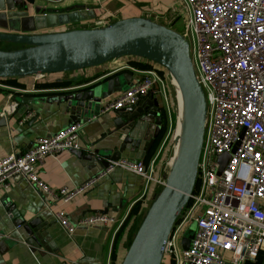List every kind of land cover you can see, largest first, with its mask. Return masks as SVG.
<instances>
[{
	"label": "built area",
	"instance_id": "2783aa9c",
	"mask_svg": "<svg viewBox=\"0 0 264 264\" xmlns=\"http://www.w3.org/2000/svg\"><path fill=\"white\" fill-rule=\"evenodd\" d=\"M32 1L58 5L64 0ZM178 2L186 13L183 31L206 100L207 125L196 185L170 233L164 258L169 264H240L264 246V0ZM155 91L167 102L168 82L153 68L143 73L138 84L103 104L101 113L134 107ZM79 128L78 124L69 125L53 136L38 139L24 154L0 160V186L7 187L19 177L65 205L75 194L119 168L140 177L146 193L153 182L155 159L146 166L140 160L121 158L81 187L52 193L38 179L36 165L47 156L80 151ZM223 156L228 160L219 172ZM53 217L71 234L73 229L61 210ZM94 223L112 220L98 216L84 221L86 225ZM190 223L195 224V230L183 251L180 242ZM59 264L82 263L64 260Z\"/></svg>",
	"mask_w": 264,
	"mask_h": 264
},
{
	"label": "crops",
	"instance_id": "0c3cea01",
	"mask_svg": "<svg viewBox=\"0 0 264 264\" xmlns=\"http://www.w3.org/2000/svg\"><path fill=\"white\" fill-rule=\"evenodd\" d=\"M65 1L55 6L62 7ZM29 3L34 5L36 1ZM90 4L96 14L105 12L108 15L121 14L127 17L155 12L165 18L171 11L179 17V10L175 7L180 3L178 0H93ZM8 16L0 14L2 32L10 30L7 28ZM150 69L153 68L148 62L124 59L82 72L54 77L52 80L30 77L4 81L9 83L1 84L3 88H0V160L10 154H24L38 139L53 136L74 124L69 119L66 105L49 101L52 97L66 96L73 89L83 87L91 78L108 81L124 73L131 77L127 84L129 89L138 84L143 73ZM50 84L61 86H46ZM50 89L61 91L47 92ZM126 90L115 92L101 106L114 101ZM151 98L158 100L164 122L161 123L157 139L149 149L148 142L154 132L152 123L142 129V125L135 121L132 128L110 134L114 130L115 119L119 117L118 110L101 113L100 106L94 117L78 123L80 151L77 153H81V156H77L76 152L47 156L36 165V175L52 193L79 188L104 170L100 163L104 158L101 154L115 151L125 137L129 142L126 143L120 159L140 160L146 166L155 159L154 176L159 168L155 186L150 182L144 193L145 185L140 177L115 168L62 205L56 203L52 195L44 194L21 178L14 177L7 187L0 186V264H59L64 260H80L82 264L120 263L150 192L153 188L152 198L159 192L161 186L157 180L164 173L163 162L160 165L162 154L159 149L168 114L167 104L157 91L151 94ZM147 99L148 96L141 99L135 108L143 109L141 106ZM121 118L119 127L125 126L127 121L130 122L132 116L127 114ZM89 152L101 154L93 155L94 159L89 161V158L86 159ZM138 201L140 203L137 214L127 218ZM57 210L63 212L73 229L71 234H67L55 222L53 213ZM13 212L21 222L18 227L13 225L16 222ZM98 216H104L112 220V223L84 224L85 220ZM27 224L32 225V235L36 241L24 230L23 227ZM113 250L114 257L111 255ZM240 264H264V246L255 257Z\"/></svg>",
	"mask_w": 264,
	"mask_h": 264
},
{
	"label": "water",
	"instance_id": "95a60500",
	"mask_svg": "<svg viewBox=\"0 0 264 264\" xmlns=\"http://www.w3.org/2000/svg\"><path fill=\"white\" fill-rule=\"evenodd\" d=\"M73 9L87 7L56 6L54 9H47L30 4L27 0H0V14L9 15L7 28L10 29L9 32L0 31V81L30 77L39 80L51 75L82 72L124 59L142 60L151 64L152 68L163 73L168 89L170 78L175 80L181 116L177 153L165 182L147 210L145 203L119 263L169 264V260L164 258V248L195 188L207 125L206 100L194 70L188 39L183 29L172 27L171 21L174 19L170 13L165 18L155 12L127 17L117 14L109 21L93 22L95 13L92 11L81 14L79 19V15L78 18L72 15ZM20 21L24 26L19 30L16 27ZM75 23L83 24L71 25ZM57 27L62 29L39 32ZM130 78L127 73L108 81L91 78L83 87L75 88L72 93L63 97H52L49 101L64 103L71 123L78 124L94 117L101 104L115 92L126 90ZM168 95L176 127V113L172 108L169 92ZM141 107L143 109L134 106L118 110L119 117L115 119L114 130L110 134L132 128L135 121L142 125V129L152 123L154 132L148 142L149 149L161 130V112L158 100L152 99L151 95H148ZM127 114L132 116L130 122L119 127L121 116L126 117ZM127 142L129 140L124 137L115 151L102 154L89 152L86 159L92 161L93 155L101 154L104 158L100 163L105 169L110 162L120 159ZM76 154L81 156V153ZM227 160V156L220 158L219 172ZM158 169L153 178L154 186ZM152 191L153 188L148 200L152 199ZM14 217L16 222L13 225L18 227L21 222L17 220L15 212ZM23 228L36 241L32 235V225L27 224ZM191 238L192 235L181 239L180 247L183 251L187 250Z\"/></svg>",
	"mask_w": 264,
	"mask_h": 264
},
{
	"label": "rangeland",
	"instance_id": "374dc122",
	"mask_svg": "<svg viewBox=\"0 0 264 264\" xmlns=\"http://www.w3.org/2000/svg\"><path fill=\"white\" fill-rule=\"evenodd\" d=\"M90 1L92 2L93 0H90ZM90 1L89 0H66L64 2L65 4H63V6H71V7L72 6H79V7L83 6V8L87 7V9H73L71 11L73 16H77V18H78V15H79V19H80V15L81 14H85V12H87V11H92L93 13H95L93 11L92 4H90L91 3ZM35 4L39 5L41 7H47V9H54L56 7L54 5L46 4L45 2H42V1H36ZM175 8L179 10V17L177 15V13H175L174 11L169 12L171 14V18L174 19V20L171 21V23H172L171 25H172V27L174 29L182 30L183 29L184 20L186 19V13L183 10V6L181 4H177ZM145 9L148 11L147 8H145ZM144 13L149 14L150 12H144ZM109 15H117V14H109ZM109 15L107 13H105V12H103L102 14H96L95 13V16L93 18V22L96 21V20H103V18L105 16L108 17ZM22 20L25 21V18H23ZM91 21H89V22H91ZM22 23L20 21L19 25H17L16 28L20 30L24 26ZM80 24H83V23H79V24L75 23V24H71V25L72 26H79ZM46 26H48V23H46ZM61 29H62V27H57V28H53V29L46 28V29L40 30L39 32H51V31H58V30H61ZM59 76L60 75H58V76L51 75V76H48L47 79H51V78H54V77L57 78ZM168 92H169V94H171V97L173 98V101H172V105L173 106H172V108H173L174 112L176 113V124H177L178 111H177L176 101L174 99V95H176V93L173 91V88L171 86H170V89H168ZM166 95H167V97L169 96L167 94V92H166ZM166 104H167L168 114H167V119H166L164 132H163V136H162L161 143H160V149H159V152L162 153L160 161L162 160V158L165 155L164 160H163L164 172H166L169 169V161H170V159L172 157V154H173V152H172V150H173V147H172L173 142L171 143V141L173 140L172 134H174L173 133V129L175 127V118H173L174 115L173 116L171 115L172 110H171V105H170L169 98H167ZM161 106H163V104H161ZM160 119H161V123H163L164 122V114L163 113L162 114L160 113ZM175 129H176V127H175ZM171 137H172V140L169 143V147H168V145L166 146L167 150L165 152V151H163V147L165 146V143L167 144L168 138L171 139ZM153 177H154V173H153ZM194 230H195V224L194 223H190L186 227V229L184 230V237L191 236L193 234ZM165 259H167V257H165Z\"/></svg>",
	"mask_w": 264,
	"mask_h": 264
},
{
	"label": "bare ground",
	"instance_id": "6f19581e",
	"mask_svg": "<svg viewBox=\"0 0 264 264\" xmlns=\"http://www.w3.org/2000/svg\"><path fill=\"white\" fill-rule=\"evenodd\" d=\"M169 84H170L169 86H171L173 88V91L176 93V95H174V99H175L176 105H177L178 117H177L176 129H175V132L173 134V140L171 139L172 140L171 143L173 142V144H172V147H173L172 152H173V154H172V157H171V159L169 161V169L166 172L163 173V175L160 177V180L159 181L157 180V183L161 187H162L163 183L165 182V180H166V178H167V176H168V174H169V172H170V170L172 168V164L174 162V159H175V156H176V153H177L178 140H179V131H180V125H181V116H180L178 99H177V96H178V88H177L176 82H175V80L173 78H170ZM170 97H171V94H170ZM171 100L173 101V98L172 97H171ZM157 194L150 201L148 200L146 202V205H145L146 210L149 208V206L151 205L152 201L157 196Z\"/></svg>",
	"mask_w": 264,
	"mask_h": 264
},
{
	"label": "trees",
	"instance_id": "16d2710c",
	"mask_svg": "<svg viewBox=\"0 0 264 264\" xmlns=\"http://www.w3.org/2000/svg\"><path fill=\"white\" fill-rule=\"evenodd\" d=\"M29 2H32V0H28ZM8 84L9 82H2V81H0V84ZM47 87H56V88H60V84H50V85H46ZM171 115L173 116V114L171 113ZM173 118H174V116H173ZM174 120V119H173ZM169 140V141H168ZM168 140H167V144L165 143V146L163 147V151H165L166 150V146L169 144V142H170V138H168ZM162 154V153H161ZM156 168V167H155ZM139 201H138V203H136V205H134L133 206V208H132V210H131V213H130V215L127 217V218H129V217H131V216H134V215H136L137 214V212H138V210H139ZM111 255H113V257H114V250H113V253H111Z\"/></svg>",
	"mask_w": 264,
	"mask_h": 264
}]
</instances>
